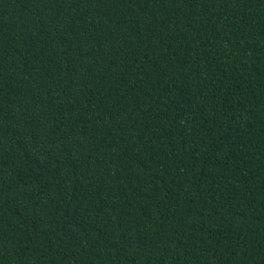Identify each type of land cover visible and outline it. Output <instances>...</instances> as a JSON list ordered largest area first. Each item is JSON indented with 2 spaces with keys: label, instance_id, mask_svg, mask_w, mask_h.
I'll list each match as a JSON object with an SVG mask.
<instances>
[{
  "label": "trees",
  "instance_id": "obj_1",
  "mask_svg": "<svg viewBox=\"0 0 264 264\" xmlns=\"http://www.w3.org/2000/svg\"><path fill=\"white\" fill-rule=\"evenodd\" d=\"M0 264H264V0H0Z\"/></svg>",
  "mask_w": 264,
  "mask_h": 264
}]
</instances>
